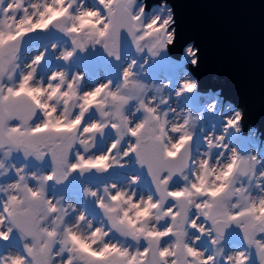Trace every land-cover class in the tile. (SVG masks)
<instances>
[{
  "label": "snow or ice",
  "instance_id": "obj_1",
  "mask_svg": "<svg viewBox=\"0 0 264 264\" xmlns=\"http://www.w3.org/2000/svg\"><path fill=\"white\" fill-rule=\"evenodd\" d=\"M175 23L166 2L0 0V264H264L243 113L149 79L179 67Z\"/></svg>",
  "mask_w": 264,
  "mask_h": 264
},
{
  "label": "water",
  "instance_id": "obj_2",
  "mask_svg": "<svg viewBox=\"0 0 264 264\" xmlns=\"http://www.w3.org/2000/svg\"><path fill=\"white\" fill-rule=\"evenodd\" d=\"M164 1L176 21L170 54L198 50V63L187 66L198 90L220 89L223 101L243 113L242 135L252 126L264 140V0Z\"/></svg>",
  "mask_w": 264,
  "mask_h": 264
},
{
  "label": "rangeland",
  "instance_id": "obj_3",
  "mask_svg": "<svg viewBox=\"0 0 264 264\" xmlns=\"http://www.w3.org/2000/svg\"><path fill=\"white\" fill-rule=\"evenodd\" d=\"M162 2H166V1L163 0V1H161V3ZM154 5H158V4H152L151 6H154ZM168 5L171 7L170 4H168ZM189 47H192V46H188V47L184 48L183 53H182V55L180 57H176V56L170 54V51H169L170 59L176 65L179 66L178 69L177 68H172V67H164V68H160V69H154V70L149 72V79L151 80L152 78H156L157 82H159L161 80H164L166 82L165 78L167 76H169V75H172L177 70H179L181 72H184L188 76L193 78L189 74V72L187 70V66L190 63L186 62L187 58H186V55H185L186 54V49L189 48ZM199 91L201 92L203 90H198L197 89V96L199 97V103L200 104H205L207 102H213V101L218 100L219 101L218 108H223L225 111L233 110V104L232 103H228V102L225 103L223 101L224 97L221 95V90L220 89L215 90V89L209 88L208 90L203 91L205 93V96H203V97H201L199 95ZM234 110H238V109H234ZM255 132H256V134H255ZM249 133H251L253 138H254L255 150L256 151H264V140L259 138L260 134L257 133L256 129L253 128L252 126L248 127V130L245 131V136H248Z\"/></svg>",
  "mask_w": 264,
  "mask_h": 264
},
{
  "label": "bare ground",
  "instance_id": "obj_4",
  "mask_svg": "<svg viewBox=\"0 0 264 264\" xmlns=\"http://www.w3.org/2000/svg\"><path fill=\"white\" fill-rule=\"evenodd\" d=\"M199 95L201 96V97H203V96H205V93L203 92V91H199ZM245 136V135H244Z\"/></svg>",
  "mask_w": 264,
  "mask_h": 264
}]
</instances>
